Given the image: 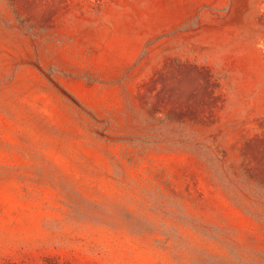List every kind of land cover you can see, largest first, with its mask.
I'll return each mask as SVG.
<instances>
[{"label": "rangeland", "instance_id": "374dc122", "mask_svg": "<svg viewBox=\"0 0 264 264\" xmlns=\"http://www.w3.org/2000/svg\"><path fill=\"white\" fill-rule=\"evenodd\" d=\"M0 264H264V0H0Z\"/></svg>", "mask_w": 264, "mask_h": 264}]
</instances>
